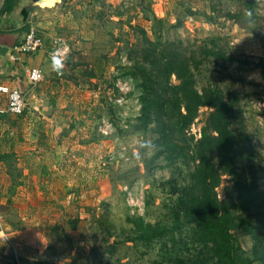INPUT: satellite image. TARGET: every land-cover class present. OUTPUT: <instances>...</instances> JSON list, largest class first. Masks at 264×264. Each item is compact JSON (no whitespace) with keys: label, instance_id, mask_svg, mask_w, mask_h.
I'll return each instance as SVG.
<instances>
[{"label":"rangeland","instance_id":"rangeland-1","mask_svg":"<svg viewBox=\"0 0 264 264\" xmlns=\"http://www.w3.org/2000/svg\"><path fill=\"white\" fill-rule=\"evenodd\" d=\"M87 1L71 28L80 26L95 47L84 54L71 39L60 72L72 91L65 138L70 163L51 179L37 180L20 178L14 155L2 157L11 174L0 178V264H177V258L206 256L188 226L149 242L135 237L136 218L170 226L177 198L191 185L187 145L200 138L209 112L200 107L185 140L173 133L178 147L170 149L156 130L169 134L172 122L152 117L145 129L139 126L138 69L164 94L168 89L154 64L181 61L196 91L223 97L235 140L228 153L235 180L254 184L264 199V0ZM117 82L129 91L121 95ZM170 83H176L173 76ZM118 97L121 105L112 103ZM102 122L110 124L107 135L98 131ZM209 148L204 151L213 165L225 168ZM215 193L236 224L232 233L241 256L263 264L256 258L264 254V234L258 232L254 246L245 218L255 224L264 201L259 211L243 208L227 175Z\"/></svg>","mask_w":264,"mask_h":264},{"label":"trees","instance_id":"trees-1","mask_svg":"<svg viewBox=\"0 0 264 264\" xmlns=\"http://www.w3.org/2000/svg\"><path fill=\"white\" fill-rule=\"evenodd\" d=\"M7 2V0L3 1L1 11L9 7ZM22 30L27 32L28 27ZM154 65L158 67L162 83L167 87L168 92L158 94L154 90L150 75L145 69H138L140 96L137 121L141 129L149 125L152 117L172 122L173 129L169 131V134H163L160 129L156 132L170 149H176L178 145L172 140L173 133L185 140L187 130L196 117L197 110L205 107L209 112L205 125L200 130V138L187 145L193 162V170L190 174L191 185L177 198L171 210L170 226H150L143 224L140 218H136L133 221L137 222L139 230L135 237L139 241L149 242L168 234L173 235L181 226H188L191 236L195 237V241L207 250V255L191 260L177 258V264H249V260L239 253V247L232 233L236 224L227 210V205L224 201L218 200L215 193L219 178L227 175L236 186L243 208L257 210L260 208V203L264 201L254 184L235 180L237 176L235 160L228 154L235 144L233 136L227 129L230 106L217 92L199 93L196 91L193 88L192 74L185 63L174 59H161L158 64ZM171 76L174 77L175 84L170 83ZM205 146L210 147L209 152L215 151L221 162L226 163L225 168L222 169L218 161L215 166L213 165L204 151ZM262 215L264 216V212L259 211V218L255 224H251L249 219L245 218L249 225L246 231L252 235L255 241L254 246L256 243L260 244L258 243V232L260 235L264 234ZM256 259L264 264V254L257 256Z\"/></svg>","mask_w":264,"mask_h":264},{"label":"crops","instance_id":"crops-1","mask_svg":"<svg viewBox=\"0 0 264 264\" xmlns=\"http://www.w3.org/2000/svg\"><path fill=\"white\" fill-rule=\"evenodd\" d=\"M7 1L9 7L3 11V2H0V46L9 48L11 53L8 57L0 56V109L5 108L7 93L13 89L22 94L25 107L16 116L0 115V178L11 174L10 167L2 159L9 154L14 155L12 164L20 171V178L51 179L70 163L66 156L70 145L65 138L72 123L69 108L73 106L70 103L71 85L66 78L63 80V76H56L48 62L47 52L53 40L67 45L68 50L70 46L67 43L74 42L73 45H79L77 50L84 54L85 48L94 49L95 45H89L86 32L81 31L80 26L71 28L73 17L82 14L81 8L88 1L42 0L35 4L27 0ZM24 27L35 31L41 39V49L33 54L13 50L24 38ZM10 57L17 60L12 61ZM28 69L41 70L42 80L35 85L29 84L25 75ZM81 157L79 154V160ZM45 163L49 168H44ZM78 177L81 176L76 175L75 178Z\"/></svg>","mask_w":264,"mask_h":264},{"label":"built area","instance_id":"built-area-1","mask_svg":"<svg viewBox=\"0 0 264 264\" xmlns=\"http://www.w3.org/2000/svg\"><path fill=\"white\" fill-rule=\"evenodd\" d=\"M4 0H0L3 2ZM42 47V42L38 34L33 30H28L22 41L18 44L16 48L13 50L18 52H23L25 54H33L37 52ZM69 50L67 45L61 43L59 40H53L48 52H47V59L51 66L52 59L54 56L61 58L63 65L68 56ZM10 60L14 61L17 60L15 57H10ZM26 80L29 84L35 85L42 80V72L39 69H28L25 71ZM57 77H60V73H56ZM116 89H118L121 95L127 93L129 90L127 88L126 83L117 82L115 85ZM122 98L118 97L116 99H112V103L116 105H121ZM25 107V101L21 93L17 90L13 89L7 93L6 96V105L4 109H0L1 114H8V115H19L22 113ZM102 128H98V131L102 135H107L111 130L110 124L101 123ZM125 127V126H124ZM1 228V224H0ZM1 232V230H0ZM2 233V232H1ZM2 235V234H1Z\"/></svg>","mask_w":264,"mask_h":264},{"label":"clouds","instance_id":"clouds-1","mask_svg":"<svg viewBox=\"0 0 264 264\" xmlns=\"http://www.w3.org/2000/svg\"><path fill=\"white\" fill-rule=\"evenodd\" d=\"M51 68L53 71H56L59 74L63 68V62L61 58L54 56L52 59Z\"/></svg>","mask_w":264,"mask_h":264},{"label":"water","instance_id":"water-1","mask_svg":"<svg viewBox=\"0 0 264 264\" xmlns=\"http://www.w3.org/2000/svg\"><path fill=\"white\" fill-rule=\"evenodd\" d=\"M27 1L31 4H35V3H38L42 0H27ZM10 53H11V50L9 48L0 46V56L1 57H8L10 55Z\"/></svg>","mask_w":264,"mask_h":264}]
</instances>
